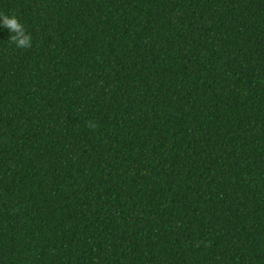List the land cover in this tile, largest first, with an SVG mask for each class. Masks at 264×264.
<instances>
[{"label": "trees", "instance_id": "1", "mask_svg": "<svg viewBox=\"0 0 264 264\" xmlns=\"http://www.w3.org/2000/svg\"><path fill=\"white\" fill-rule=\"evenodd\" d=\"M0 14V264H264V0Z\"/></svg>", "mask_w": 264, "mask_h": 264}, {"label": "clouds", "instance_id": "2", "mask_svg": "<svg viewBox=\"0 0 264 264\" xmlns=\"http://www.w3.org/2000/svg\"><path fill=\"white\" fill-rule=\"evenodd\" d=\"M0 25L7 28L12 34L10 39L18 48H27L31 45V35L26 32L23 24H21L15 15L0 14ZM94 126V125H93Z\"/></svg>", "mask_w": 264, "mask_h": 264}]
</instances>
